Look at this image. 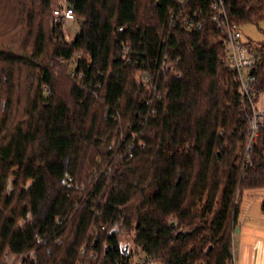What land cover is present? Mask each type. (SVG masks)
Here are the masks:
<instances>
[{
	"label": "trees",
	"instance_id": "obj_1",
	"mask_svg": "<svg viewBox=\"0 0 264 264\" xmlns=\"http://www.w3.org/2000/svg\"><path fill=\"white\" fill-rule=\"evenodd\" d=\"M52 1L0 0V264H133L123 235L156 264H230L264 129L242 167L250 111L209 0H66L71 40ZM225 3L239 25L264 20V0ZM182 90L189 116L172 114Z\"/></svg>",
	"mask_w": 264,
	"mask_h": 264
},
{
	"label": "built area",
	"instance_id": "obj_2",
	"mask_svg": "<svg viewBox=\"0 0 264 264\" xmlns=\"http://www.w3.org/2000/svg\"><path fill=\"white\" fill-rule=\"evenodd\" d=\"M178 1L184 2V0ZM63 2L64 4L52 10L51 24L61 32L67 33V28L70 29L75 19V12L73 7L68 5L65 0ZM209 2L212 10L211 20L221 33L215 41L222 43L224 46L223 62L235 73L238 91L249 106L250 114L247 118L248 142L244 157V165L246 166L252 145L258 137V132L260 129H264V89L258 88L261 83L259 75L264 72V46L254 47L249 41L243 39L240 25L231 20L225 0H209ZM185 25L188 29L200 30L202 28V23L196 13L190 20L185 21ZM161 70L180 76V73L176 71L175 62H169L167 58H164ZM137 82L147 90H154L157 97H160L157 85L149 80L147 74H141ZM129 157H131V154H129ZM69 185L67 183V186ZM130 255V261L133 264H156L153 258L142 255L139 251L135 252V249ZM91 257L95 258L96 253H91ZM229 263L234 264L231 248Z\"/></svg>",
	"mask_w": 264,
	"mask_h": 264
},
{
	"label": "crops",
	"instance_id": "obj_3",
	"mask_svg": "<svg viewBox=\"0 0 264 264\" xmlns=\"http://www.w3.org/2000/svg\"><path fill=\"white\" fill-rule=\"evenodd\" d=\"M238 205L231 243L233 262L264 264V192Z\"/></svg>",
	"mask_w": 264,
	"mask_h": 264
},
{
	"label": "rangeland",
	"instance_id": "obj_4",
	"mask_svg": "<svg viewBox=\"0 0 264 264\" xmlns=\"http://www.w3.org/2000/svg\"><path fill=\"white\" fill-rule=\"evenodd\" d=\"M64 0H53L50 8L51 14L52 10L56 7L61 6L64 4ZM66 1V0H65ZM76 18V17H75ZM75 20V19H74ZM73 25L70 29L67 28L66 32L64 33L67 40H71L75 35L76 31L78 30L77 23H72ZM240 29L242 32V37L244 40L249 41L254 47H262L264 46V20L260 21H253L247 22L240 25ZM140 74L138 73L136 79L139 81ZM45 92H48L49 89L45 88ZM193 101H194V93L190 90H182L180 92H176L173 94V104H172V114L175 116H189L192 112L193 108ZM245 157V156H244ZM244 158L242 160V167H244ZM264 192V187L261 188H254L244 191V193L240 197V201H244L246 199H250L256 197L257 195ZM239 201V202H240ZM120 242L122 247L126 248V253L129 255L134 250V244L130 238V235H123L120 238ZM35 255L34 252L31 253V257Z\"/></svg>",
	"mask_w": 264,
	"mask_h": 264
},
{
	"label": "water",
	"instance_id": "obj_5",
	"mask_svg": "<svg viewBox=\"0 0 264 264\" xmlns=\"http://www.w3.org/2000/svg\"><path fill=\"white\" fill-rule=\"evenodd\" d=\"M172 225H173V224H172ZM210 249H211V247H208V248L206 249V253H208Z\"/></svg>",
	"mask_w": 264,
	"mask_h": 264
}]
</instances>
